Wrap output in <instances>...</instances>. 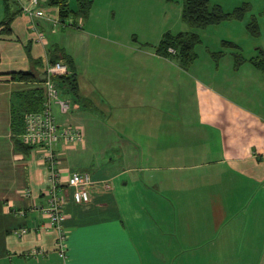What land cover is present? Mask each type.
<instances>
[{"label": "crops", "instance_id": "0c3cea01", "mask_svg": "<svg viewBox=\"0 0 264 264\" xmlns=\"http://www.w3.org/2000/svg\"><path fill=\"white\" fill-rule=\"evenodd\" d=\"M27 2L0 0V264H264V64L243 56L237 66L236 50L226 59L221 47L184 68L157 53L159 41L141 43L106 13L94 18L93 4L69 25L46 0L38 16ZM60 51L79 87L53 80L71 105L52 110L58 127L82 134L54 147L60 181L73 171L96 181L89 203L61 208L65 256L42 212L43 150L16 152L11 132L13 104L42 93L43 79L10 73L42 74Z\"/></svg>", "mask_w": 264, "mask_h": 264}, {"label": "trees", "instance_id": "16d2710c", "mask_svg": "<svg viewBox=\"0 0 264 264\" xmlns=\"http://www.w3.org/2000/svg\"><path fill=\"white\" fill-rule=\"evenodd\" d=\"M46 2L48 5L58 7L59 18L69 25L74 24L75 18H86L92 6V0H75V8H71L67 0H46ZM5 6L8 8V4ZM249 9L250 5L247 2H243L241 5L234 7L231 11H225L220 4L210 3L209 0H183L181 20L189 27L205 28L208 25H217L224 21L242 20ZM13 14L14 13H9L7 10V21L1 23L4 28L1 30L3 33H10L9 26ZM246 27L252 35H257L259 33L258 23L255 18H252ZM200 42V35L195 31H178L176 33L166 31L162 34L155 49L158 54L176 60L180 66L185 68L196 59L197 52L195 47ZM221 45L222 47L236 50V52H232L235 65L238 66L241 61L245 60L243 55L238 52L240 46L237 43L230 40H222ZM169 48H172L173 52L169 51ZM27 53H29L28 50ZM217 53L222 54L223 52L218 51ZM263 55L264 52L260 49V54L255 58H249V61L258 66L263 65ZM58 58H62L63 60H57ZM50 61H62L69 69L67 74L53 75L52 80H56L74 93L78 92L79 86L77 76L76 73L72 72L73 68L70 57L63 51H60V55L56 57L52 55ZM10 75L11 78L18 80L39 79V73L36 71H14L11 72ZM38 90L39 89H35L29 92L30 98L28 100L22 99L20 103L13 104V108L11 109V132L14 148L16 152L23 153L24 155L29 154L30 151L36 147L42 148V146L37 144L32 145L26 143L22 139V133L25 127L24 116L28 112L40 111L43 107V89L42 93ZM60 185L64 186L62 183Z\"/></svg>", "mask_w": 264, "mask_h": 264}, {"label": "rangeland", "instance_id": "374dc122", "mask_svg": "<svg viewBox=\"0 0 264 264\" xmlns=\"http://www.w3.org/2000/svg\"><path fill=\"white\" fill-rule=\"evenodd\" d=\"M210 3H219L225 11H231L234 7L247 2L249 11L242 20H231L217 25H208L205 28L189 27L181 20V8L183 0H92L93 13L107 18L112 24H117L125 34L133 32L138 35L141 43L150 42L156 44L163 32L170 30L195 31L200 35L201 42L196 45V52L202 53L205 49L216 51L221 49L220 40H232L241 47V53L245 57L258 56L260 49L264 52V0H209ZM70 6L75 7V0H69ZM12 9L15 7L11 4ZM99 9H104L101 11ZM252 18L258 23V34L252 35L247 29V24ZM91 19V18H90ZM95 21V20H93ZM223 49L226 47H222ZM226 59H230V51L224 49ZM264 58V55H263ZM120 131L121 126L117 121L110 119ZM65 248V252H66ZM64 252V256H65Z\"/></svg>", "mask_w": 264, "mask_h": 264}, {"label": "built area", "instance_id": "2783aa9c", "mask_svg": "<svg viewBox=\"0 0 264 264\" xmlns=\"http://www.w3.org/2000/svg\"><path fill=\"white\" fill-rule=\"evenodd\" d=\"M37 0H28L23 3L24 12L38 16L41 12L36 7ZM169 51L173 52L172 48ZM45 78L42 80L43 104L42 109L37 112H28L24 116V131L22 139L29 144H37L42 146L45 161L47 162L48 179L45 194L48 196V205L42 208V212L49 218L48 226L60 232L57 237L56 249L60 254L64 255L66 243L63 239L66 237L63 231V214L61 208L64 202L71 198L76 204H86L91 200L90 190L96 185L90 174L87 172H71L66 181V187L61 186L60 172L57 168V155L55 145L61 141L65 143H73L80 141L82 134L77 127H58L52 106L56 105L62 113L67 112L70 108L71 100L61 98L58 95V89L52 80L53 75L67 74L69 69L62 61H48L42 69ZM105 190H108L110 182L101 183ZM19 234L25 232V229L17 231Z\"/></svg>", "mask_w": 264, "mask_h": 264}, {"label": "water", "instance_id": "95a60500", "mask_svg": "<svg viewBox=\"0 0 264 264\" xmlns=\"http://www.w3.org/2000/svg\"><path fill=\"white\" fill-rule=\"evenodd\" d=\"M39 77H40L41 79H44V78H45V75L42 73V74H39Z\"/></svg>", "mask_w": 264, "mask_h": 264}]
</instances>
